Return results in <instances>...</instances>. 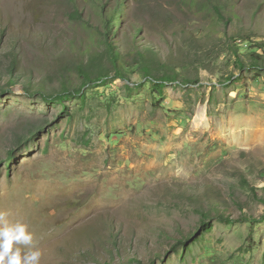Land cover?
Listing matches in <instances>:
<instances>
[{
	"label": "rangeland",
	"instance_id": "374dc122",
	"mask_svg": "<svg viewBox=\"0 0 264 264\" xmlns=\"http://www.w3.org/2000/svg\"><path fill=\"white\" fill-rule=\"evenodd\" d=\"M191 1L0 0L1 83L13 51L79 91L0 95V211L40 264H264V0Z\"/></svg>",
	"mask_w": 264,
	"mask_h": 264
},
{
	"label": "trees",
	"instance_id": "16d2710c",
	"mask_svg": "<svg viewBox=\"0 0 264 264\" xmlns=\"http://www.w3.org/2000/svg\"><path fill=\"white\" fill-rule=\"evenodd\" d=\"M191 0H190V4H191ZM103 11V8H102ZM102 22H104V26H105V31H101L98 30V32L100 33V35L103 36V38H105L106 44L108 45V49H109V56H110V60H111V65H112V69L115 71L114 72V76L118 77V69L120 68V62L118 61V57L119 56H123V54H121L119 51L114 50L113 44L111 42H109V31L110 28H112V24H116L117 21H119V16L121 14V11L116 7L115 10H110L107 13H105L104 11L102 12ZM232 18H235L236 20H239L240 22V18L238 17L237 14H233ZM135 36V35H132ZM243 40H246L245 37H243ZM134 51L132 53V55L134 57H139V58H148V59H153L154 55L152 53V51H150V49L148 48H144L143 50H140V48H137V46L134 47ZM7 57L9 60V66L7 67L6 70V75L7 76V81L4 82L3 84L1 83L2 77L0 76V95H5L15 84L19 83L22 88L25 90V92L30 96L33 97L34 95H39L43 100H50V101H61L64 98H72V97H76L77 94H79V91H75L72 88L73 87H67V83L68 81H62L60 82V93H56V94H51V93H46L43 90L40 89L41 85L37 84L36 87H32L34 85L33 81L31 80L30 77H27V81L26 83H24L21 79L23 78L21 76V72L18 71V61L16 59V54L15 52H9L7 53ZM261 56L257 55L255 53V57L254 58V62L259 61V58ZM254 67H258V65H254ZM147 69V67H145ZM109 70L108 72H104L103 75V79L102 81H104V79H106L109 76ZM165 82V81H163ZM159 86H162V82L159 83ZM12 152V151H11ZM10 153V152H9ZM13 154V153H12ZM10 154L9 155V159L13 158V155ZM215 211L218 214V217L220 218L221 221L226 222V223H231V222H242V221H246L249 220L247 218H234L233 216H231V214L226 215L225 208H221L219 206H214ZM201 225H203V230L208 231L210 229V223L206 220H203L201 222ZM188 243H184L185 246H187ZM129 264H142L140 261H138L137 259H133L130 262H128ZM149 264H155L154 261H151Z\"/></svg>",
	"mask_w": 264,
	"mask_h": 264
},
{
	"label": "clouds",
	"instance_id": "9594fccd",
	"mask_svg": "<svg viewBox=\"0 0 264 264\" xmlns=\"http://www.w3.org/2000/svg\"><path fill=\"white\" fill-rule=\"evenodd\" d=\"M0 211V264H40L42 252L22 222L10 223Z\"/></svg>",
	"mask_w": 264,
	"mask_h": 264
}]
</instances>
